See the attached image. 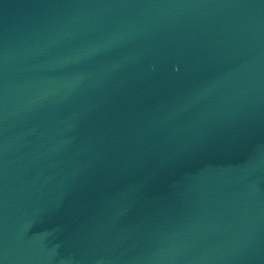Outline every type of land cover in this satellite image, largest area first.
Segmentation results:
<instances>
[{
    "label": "water",
    "instance_id": "95a60500",
    "mask_svg": "<svg viewBox=\"0 0 264 264\" xmlns=\"http://www.w3.org/2000/svg\"><path fill=\"white\" fill-rule=\"evenodd\" d=\"M0 264H264V0H0Z\"/></svg>",
    "mask_w": 264,
    "mask_h": 264
}]
</instances>
